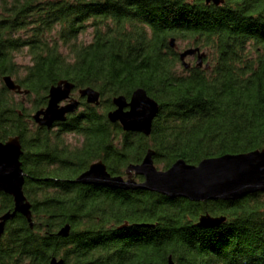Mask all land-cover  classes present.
<instances>
[{"label": "trees", "instance_id": "obj_1", "mask_svg": "<svg viewBox=\"0 0 264 264\" xmlns=\"http://www.w3.org/2000/svg\"><path fill=\"white\" fill-rule=\"evenodd\" d=\"M172 37L212 47L215 62L184 68ZM5 75L28 93L9 90ZM62 79L98 89L101 103L40 127L32 114ZM137 88L160 106L149 136L108 118L113 98ZM11 137L22 145L32 220L8 221L0 264H264V191L191 201L75 181L99 160L123 175L149 149L164 170L264 149V0H0V140ZM14 206L0 191V215ZM208 213L226 219L200 226Z\"/></svg>", "mask_w": 264, "mask_h": 264}, {"label": "water", "instance_id": "obj_2", "mask_svg": "<svg viewBox=\"0 0 264 264\" xmlns=\"http://www.w3.org/2000/svg\"><path fill=\"white\" fill-rule=\"evenodd\" d=\"M222 1L206 0L207 3L215 4H220ZM169 44L172 48H177V39L170 38ZM195 55H197V67L207 69L210 67V62L205 63L206 52L199 46H193L179 51L184 68L189 69L192 66L187 59ZM3 81L11 91L28 93L12 75H5ZM75 88V83L68 79H62L52 85L49 89L47 105L32 114L36 124L47 129L54 128L57 123L66 121L69 114L80 108L81 98H86L87 103L90 104L101 103V93L98 89L92 86L80 88L79 97H75L73 96ZM113 103L115 108L108 112L111 122H119L125 131L141 132L147 136L151 134L153 121L159 113L160 106L144 88H137L130 99L124 95L115 96ZM22 154L19 137H11L7 141L0 140V191L13 196L15 202L12 211L0 215V238L5 233L8 221L17 214L24 215L29 221L32 220V205L24 192L26 174L22 168ZM154 154V150L149 149L141 163L129 164L125 169L127 178L122 175H112L107 165L99 160L92 163L75 181L115 189H144L162 193L170 198L185 197L191 201L238 200L248 194L264 191V149L206 158L198 164L178 159L165 170L158 169ZM133 174L143 175L145 180L137 182ZM225 219V216L216 217L208 213L200 216L198 224L203 227H216ZM71 228L70 224L64 225L59 235L69 236ZM50 264H65V260L55 256ZM169 264H175L171 256Z\"/></svg>", "mask_w": 264, "mask_h": 264}, {"label": "rangeland", "instance_id": "obj_3", "mask_svg": "<svg viewBox=\"0 0 264 264\" xmlns=\"http://www.w3.org/2000/svg\"><path fill=\"white\" fill-rule=\"evenodd\" d=\"M80 38L81 39H83L84 41H87V42H89L91 39H92V32H91V29H89L86 33H84V34H82L81 36H80ZM191 44H193L192 43V41H191V39H189V38H181V39H177V50H179V51H182V50H184V49H186V48H188V47H193V45H191ZM200 47V46H199ZM201 48V47H200ZM249 50L250 51H252L250 48H249ZM202 51H204V52H206V54H207V57H208V60H209V62H210V65H211V63L213 64L214 62H215V60H214V58H215V52H214V50H213V48L212 47H206L205 49H202ZM252 53H253V55H255V51H252ZM206 57V58H207ZM205 58V59H206ZM189 62H193V63H195V61L192 59V56H190V57H188V59H187ZM18 61L20 62V63H27L28 61H29V57H28V55L25 53V52H23V53H21V54H19V56H18ZM210 68V67H209ZM73 96H75V97H79V93H78V91H75V93L73 94ZM33 98L34 97H31V101L33 100ZM31 101H30V104H31ZM29 107H31V105H29ZM34 113V112H33ZM67 139H68V141L69 142H71L72 144H75V143H78L79 142V137L78 136H74V135H68L67 136ZM156 164V163H155ZM158 169H161V170H163V168H162V166H160V167H158Z\"/></svg>", "mask_w": 264, "mask_h": 264}, {"label": "flooded vegetation", "instance_id": "obj_4", "mask_svg": "<svg viewBox=\"0 0 264 264\" xmlns=\"http://www.w3.org/2000/svg\"><path fill=\"white\" fill-rule=\"evenodd\" d=\"M192 59L195 61V63L191 62L192 63V66H196V59H197V55L193 56ZM206 62H209L208 60V57L205 59V63ZM191 66V67H192ZM76 91V90H75ZM75 91L73 92V94L75 93ZM81 102H87L86 101V98H81ZM60 123V122H59ZM57 125V124H56ZM113 175V174H112ZM122 176H124L125 178H127V174L125 172V174H123ZM133 177L137 180V182H142L145 180V177L143 175H136V174H133ZM130 190V189H129ZM132 190V189H131ZM136 190H139V189H136ZM136 190H132V191H136ZM203 201H209V200H203Z\"/></svg>", "mask_w": 264, "mask_h": 264}]
</instances>
